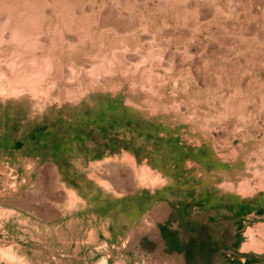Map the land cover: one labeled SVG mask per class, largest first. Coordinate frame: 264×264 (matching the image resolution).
<instances>
[{
    "label": "rangeland",
    "instance_id": "374dc122",
    "mask_svg": "<svg viewBox=\"0 0 264 264\" xmlns=\"http://www.w3.org/2000/svg\"><path fill=\"white\" fill-rule=\"evenodd\" d=\"M0 31V246L264 264V0H0Z\"/></svg>",
    "mask_w": 264,
    "mask_h": 264
},
{
    "label": "bare ground",
    "instance_id": "6f19581e",
    "mask_svg": "<svg viewBox=\"0 0 264 264\" xmlns=\"http://www.w3.org/2000/svg\"><path fill=\"white\" fill-rule=\"evenodd\" d=\"M3 21V20H2ZM21 26H23L22 24H21ZM17 30H20V29H16L15 30V33H14V36L15 37H18L19 35H18V32L19 31H17ZM1 32V31H0ZM1 34H2V32H1ZM29 34V33H28ZM28 34H26L25 36H24V38L22 37L23 35L21 34V36L20 37H18V38H22L21 40L20 39H16L17 41H19L20 40V42L21 43H25L27 46H29L30 45V47H31V45H33V44H35V38L33 37V35H28ZM4 36V35H3ZM7 37V36H6ZM46 38V37H45ZM15 39V38H14ZM37 39V38H36ZM1 41H3L2 40V37H1V39H0V43H1ZM13 41V40H12ZM48 42V41H47ZM12 43V42H11ZM2 44V43H1ZM37 44V43H36ZM9 45V44H8ZM19 45V44H18ZM22 45V44H21ZM26 45H24V46H22V48H23V50L24 49H26V48H29V47H26ZM1 46V45H0ZM4 46V45H3ZM37 46V45H36ZM43 46V45H42ZM41 46V47H42ZM25 47V48H24ZM44 48V47H43ZM30 49V48H29ZM46 49V48H45ZM28 50V49H27ZM31 50V49H30ZM29 50V51H30ZM28 51V52H29ZM34 51V50H33ZM11 61H13V60H11ZM47 63V62H46ZM48 69V68H47ZM49 70V69H48ZM45 71V70H44ZM45 73V72H44ZM43 77H44V75H43ZM22 79H24V78H22ZM21 79V80H22ZM20 80V79H19ZM27 80V79H26ZM25 80V81H26ZM29 81V80H28ZM33 81V80H32ZM31 81V82H32ZM41 81V80H40ZM9 82V81H8ZM11 82V81H10ZM24 82V81H23ZM19 83H21V82H19ZM25 83H27V82H25ZM24 83V84H25ZM30 83V82H29ZM12 84V83H11ZM26 85V84H25ZM40 85V84H39ZM9 86H11V85H9ZM32 86V84L30 85V87ZM26 87H27V85H26ZM33 87V86H32ZM10 88V87H9ZM24 88V87H23ZM27 88H29V84H28V87ZM33 89H34V87H33ZM32 89V90H33ZM32 98H34V96L32 97ZM228 188V187H227ZM244 189V188H243ZM250 240V239H249ZM0 258H5L7 261H9V260H15L17 263H19V264H24V260L23 259H21L19 256H18V254H17V252L15 251V249H14V247L13 246H9V245H2V246H0Z\"/></svg>",
    "mask_w": 264,
    "mask_h": 264
}]
</instances>
